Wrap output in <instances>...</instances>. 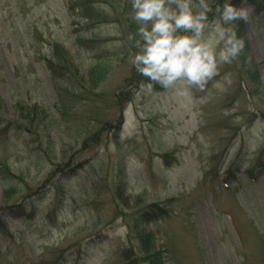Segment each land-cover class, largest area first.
<instances>
[{
  "label": "rangeland",
  "instance_id": "374dc122",
  "mask_svg": "<svg viewBox=\"0 0 264 264\" xmlns=\"http://www.w3.org/2000/svg\"><path fill=\"white\" fill-rule=\"evenodd\" d=\"M207 2L243 54L166 91L131 0H0V264H264V0Z\"/></svg>",
  "mask_w": 264,
  "mask_h": 264
},
{
  "label": "clouds",
  "instance_id": "9594fccd",
  "mask_svg": "<svg viewBox=\"0 0 264 264\" xmlns=\"http://www.w3.org/2000/svg\"><path fill=\"white\" fill-rule=\"evenodd\" d=\"M212 11L207 0H131L129 17L140 37L131 63L150 81L141 87L203 91L223 65L243 54L245 42L235 22L247 23L249 9L231 2L217 5L210 22ZM128 38L135 39L131 34Z\"/></svg>",
  "mask_w": 264,
  "mask_h": 264
},
{
  "label": "trees",
  "instance_id": "16d2710c",
  "mask_svg": "<svg viewBox=\"0 0 264 264\" xmlns=\"http://www.w3.org/2000/svg\"><path fill=\"white\" fill-rule=\"evenodd\" d=\"M88 8V6H85V9H87ZM56 47H57V54H58V56L65 62L66 60H68V54L65 52V51H60V49H59V45H56ZM50 61V63H51V65H53L54 64V60H49ZM25 109H27V110H29L28 109V106H26V105H21L20 107H19V110H25ZM21 112H23V111H21ZM27 113H29V112H27ZM155 204H152V208L154 209V206ZM140 240H141V246H142V249H143V251H144V253H146V257L148 258V260L151 262L152 260H153V257H156L157 258V260L159 261L158 262V264H161V262H162V260H163V256H162V254L160 253V252H154L153 254H149L148 252H150L149 251V249H151L152 247H151V244H152V241L154 240V242H155V236H154V234L153 233H148V232H144V233H142L141 235H140ZM148 242H149V244H148ZM129 254V253H128ZM127 254V255H128ZM128 264H135V261L133 260V258L128 262Z\"/></svg>",
  "mask_w": 264,
  "mask_h": 264
}]
</instances>
